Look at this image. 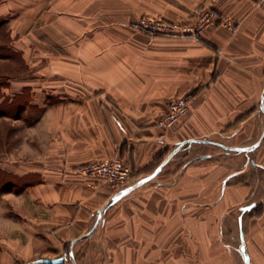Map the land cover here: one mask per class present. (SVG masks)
<instances>
[{"label":"crops","instance_id":"obj_1","mask_svg":"<svg viewBox=\"0 0 264 264\" xmlns=\"http://www.w3.org/2000/svg\"><path fill=\"white\" fill-rule=\"evenodd\" d=\"M205 8L231 15L237 31L191 38L137 26L143 14L187 20ZM1 26L0 41L19 60L0 58V102L18 97L24 107L0 116L15 125L0 154L12 176L0 191V264H74L71 251L87 264L100 233L109 264H165L177 232L179 246L200 258L190 264H230L232 249L238 264H264V139L249 152L189 141L219 134L225 144H252L236 137L264 112V8L255 0H0ZM188 93L179 124L158 126L167 101ZM184 141L83 237L117 189L79 166L120 156L135 182Z\"/></svg>","mask_w":264,"mask_h":264},{"label":"built area","instance_id":"obj_2","mask_svg":"<svg viewBox=\"0 0 264 264\" xmlns=\"http://www.w3.org/2000/svg\"><path fill=\"white\" fill-rule=\"evenodd\" d=\"M264 8V0H255ZM140 30L155 35L178 37H202L211 28L225 27L232 32L237 31V24L231 15L221 13L213 8H205L198 12L194 19L169 20L162 16L143 14L137 21ZM192 94H183L167 101L166 111L157 119V125L169 130L176 127L189 111ZM81 174L98 176L109 182L117 192L133 183V167L120 156L93 161L77 168ZM38 264H55L40 262Z\"/></svg>","mask_w":264,"mask_h":264},{"label":"rangeland","instance_id":"obj_3","mask_svg":"<svg viewBox=\"0 0 264 264\" xmlns=\"http://www.w3.org/2000/svg\"><path fill=\"white\" fill-rule=\"evenodd\" d=\"M2 29L5 31V26H1L0 30H2ZM0 67H2V65H0ZM8 68H9V66L4 65L3 69L8 70ZM19 101H21V100H19ZM5 108L7 109V106H5ZM12 108L13 109H10V112L13 113V111L16 108L14 106ZM257 112L258 113L260 112L261 115L257 116L256 119H253V120L246 123L245 132H240L239 136L236 137L237 141L238 140L244 141L245 143L249 144V143L256 142L260 138L262 131L264 130V112H261V110H259V109H257ZM19 113H21V110H19L17 114H19ZM21 124H23V123H21ZM9 126L13 127V129L15 127L13 122L10 120H7V121L0 120V154L7 147L9 148V146H12L13 141L15 140L14 132H7ZM219 133L221 134L222 132H219ZM229 133H232V132H229ZM217 136H218L217 138H211V139H214V140L219 141V142H223V140H222L223 138H220L222 136H220L219 134ZM9 178L12 179V176L4 173V171L0 169V180H1L0 191L2 188L3 182H6V180H8ZM104 222H105V220H104ZM178 234H179L178 232L176 234L171 233L169 235L167 241H166L167 242L166 247L163 250V251H165V256H166L165 257V260H166L165 264H176L177 262H180V261L183 262V264H190L191 262L195 261V259L198 258V257L196 258L194 255L195 250H193V249L187 250V248H184L183 246H179V243L177 240L181 236L178 237ZM188 234H189L188 232L182 233V241H184L183 236L188 237ZM174 237H176V238H174ZM104 238H105L104 233H100L99 235H97V238H95L96 242L94 241L93 248L89 251L90 252V258H89L87 264H109V260H107V258L109 257V251H108L107 247L104 248V245H105V242L103 241ZM102 244H104V245L102 246ZM101 246H102V248H101ZM160 251H161L160 253H162V250H160ZM231 252L232 253L230 256V264H238L237 263V259H238L237 257L238 256H237L236 250L232 249ZM95 253H96V255L101 253V256H100L101 260H99V263L94 262L96 260V259L94 260ZM199 259L200 258H198V260ZM233 259H234V261H233Z\"/></svg>","mask_w":264,"mask_h":264},{"label":"water","instance_id":"obj_4","mask_svg":"<svg viewBox=\"0 0 264 264\" xmlns=\"http://www.w3.org/2000/svg\"><path fill=\"white\" fill-rule=\"evenodd\" d=\"M264 89L261 95V99H260V108L264 111ZM264 139V131L262 132L260 138L250 144V145H245V146H234V145H229V144H225L219 141H214V140H210L207 138H193L191 140H189L190 142L193 141H199V142H209L212 144H215L217 146H220L222 148H224L225 150H234V151H253L255 150V148H257L260 143L262 142V140ZM186 141L180 143L175 149H173L170 154H168V156L162 161V163L157 167V169L151 173L150 175L144 176L140 179H138L137 181L133 182L132 184H130L129 186L125 187L124 189H122L120 192L115 193L114 196H112V198H110V200H108V202L99 209V215H98V219L96 221V223L94 224L93 228L87 233L85 234L83 237H86L90 234H92L95 229L99 226V224L101 223V219H102V213L105 209H107L109 206L113 205L116 201H118L120 198H122L123 196L129 194L130 192H132L133 190H135L136 188H138L139 186H141L142 184L146 183L147 181H149L152 177H154L155 175H157L161 169L167 164V162L171 159V157L182 147L183 144H185ZM70 257L73 261L74 264H78L75 256L73 255V251H71ZM44 262L47 263H57V262H61L64 260V257H58V258H45L42 259Z\"/></svg>","mask_w":264,"mask_h":264},{"label":"trees","instance_id":"obj_5","mask_svg":"<svg viewBox=\"0 0 264 264\" xmlns=\"http://www.w3.org/2000/svg\"><path fill=\"white\" fill-rule=\"evenodd\" d=\"M15 58L19 60V55L11 48H8L6 46V41H0V58ZM0 76H2V74H0ZM6 84V80L0 77V99L3 96L2 93V87L5 86ZM18 100V101H17ZM5 106H7V109L5 108ZM15 107L16 109L12 112H10V109H13L12 107ZM24 107V103H22V101H19V98L15 97L13 98V100L11 102H9L8 97H6L2 102H0V116L1 115H17L18 111ZM12 127H8L7 132H11L12 131ZM12 182V179L9 178L8 180H6V182H3L2 184V188L4 189L5 187H8ZM1 183V180H0Z\"/></svg>","mask_w":264,"mask_h":264}]
</instances>
